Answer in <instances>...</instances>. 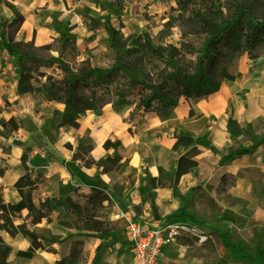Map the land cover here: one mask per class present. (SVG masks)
I'll use <instances>...</instances> for the list:
<instances>
[{
    "label": "crops",
    "instance_id": "crops-1",
    "mask_svg": "<svg viewBox=\"0 0 264 264\" xmlns=\"http://www.w3.org/2000/svg\"><path fill=\"white\" fill-rule=\"evenodd\" d=\"M105 1L0 0V18L11 20L22 16L24 20L15 30L16 40L27 42L33 38L37 44L40 37L36 35L51 21L59 19L64 24L71 22L68 25L79 26L84 6L87 10L89 3L99 7ZM100 7L96 10L94 6L89 11L99 15ZM34 31L38 33L35 35ZM19 51L36 56L23 48ZM17 62L18 54L0 45V122L16 116L24 123L10 134L3 133L0 124V190L6 202L13 204L21 198L13 186L24 173L23 148L16 144L21 143L31 147L29 169L43 168L42 196L59 198L73 194L76 189L89 191L93 186H107L112 190L115 187L114 199L119 208L151 225L158 224L162 218L186 217L185 213L203 220L215 209L218 216L205 221L206 227L231 228L239 233L264 227V223L254 219L257 211H264V144L251 154L225 160L234 144L228 130L229 121L252 123L255 127L258 120H264V54L254 61L242 55L238 61L240 77L225 79L218 91L194 101L199 114L196 118H188L190 106L182 96L164 120L149 113L129 118L133 107H121L112 102L104 104L99 111H86L76 128H61L53 117L55 108L60 112L68 111L62 101L32 100L28 89L19 82ZM178 132L189 134L197 141L188 147L174 148V135ZM107 140L112 143L109 148L104 147ZM248 144L243 141V145ZM80 145L89 147L86 155L80 153ZM192 146L197 148L194 155L197 164L176 184L149 185V179L157 178L160 169L173 177L177 159ZM108 156L119 164L117 169L102 172L95 165L84 163L87 160L98 162ZM224 174L233 176L234 180L221 187ZM58 212L59 209H55L53 216ZM111 221L114 230L96 244L103 242L106 250L101 257H95L93 251L85 264H134L125 221ZM36 228L42 232L38 233ZM31 229L47 238L59 237L68 230L62 228L61 232L54 233L52 226L45 223ZM0 235L8 246L33 249L21 234L12 237L2 230ZM194 243H170L163 248L158 264L191 263V259L183 260L182 256L186 247ZM34 251L41 257L38 264L56 260L49 252Z\"/></svg>",
    "mask_w": 264,
    "mask_h": 264
},
{
    "label": "trees",
    "instance_id": "trees-1",
    "mask_svg": "<svg viewBox=\"0 0 264 264\" xmlns=\"http://www.w3.org/2000/svg\"><path fill=\"white\" fill-rule=\"evenodd\" d=\"M258 1L174 0L175 7H170V10L176 11L177 15L171 20L175 19L183 25L177 44L163 41L165 28L159 31L158 40L153 42L149 34L124 38L120 30L104 26L103 29L111 36L107 42L108 49L117 51L107 68L93 66L89 58L82 60L78 66L63 59L55 65L52 58L42 59L18 51L19 82L28 89L32 100L45 98L50 102L62 101L66 105L67 112H60L57 108L52 112L61 128L78 127L81 115L88 110L99 111L107 102L101 106L98 103L110 95L133 104L130 116L149 113L161 120L171 115L183 96L190 106L188 118H196L199 114L193 106L194 101L218 91L225 79L240 77L238 61L242 55L246 54L254 61L263 54L264 11L257 13ZM23 20L22 16L18 17L10 27L17 30ZM83 22L88 30H94L99 24L88 13L83 15ZM165 26L172 27L173 23L167 22ZM41 66L52 67L55 73L41 71ZM0 124L9 133L24 126L23 120L16 116ZM228 130L234 144L225 156L226 161L251 154L264 144V130L255 131L252 123L240 124L231 119ZM174 136V148L195 143L194 138L184 132ZM239 136L242 140H238ZM243 141L249 144L243 145ZM16 144L23 148L21 165L24 173L13 186L21 198L16 203H8L0 190V231H6L12 237L21 234L35 249H45L49 253H57L52 246L57 239L37 235L32 226L45 223L52 226L54 233L61 232L62 228L88 231L91 235L87 236L95 239H103L112 233L114 225L107 210L112 207L115 187L112 190L107 186H93L89 191L76 189L73 194L59 198L42 196L41 188L45 183L43 168L30 170L31 147ZM111 146L110 141L104 142L105 148ZM196 152V146H192L179 156L173 177L160 169L157 178L149 179V185L163 187L176 184L197 164L194 159ZM84 163L95 165L102 172L119 167L109 156L98 162L87 160ZM226 179L224 174L221 187L225 186ZM55 209H59L56 217L53 216ZM185 214L191 217L189 213ZM182 240L192 244L196 237L183 234ZM105 250L104 243L100 242L95 247V257H101ZM210 250L214 251V246ZM8 252L9 246L0 235V264H7ZM17 255L30 258L32 253L19 250ZM86 262V253L76 248L56 259V264Z\"/></svg>",
    "mask_w": 264,
    "mask_h": 264
},
{
    "label": "rangeland",
    "instance_id": "rangeland-1",
    "mask_svg": "<svg viewBox=\"0 0 264 264\" xmlns=\"http://www.w3.org/2000/svg\"><path fill=\"white\" fill-rule=\"evenodd\" d=\"M86 6L89 9L86 10L84 6L81 11L82 22L79 26H70L68 24L71 22L64 24L56 19L51 21L45 29L43 28V31L39 32L38 30L39 35H36L38 32L34 31V34L40 37L37 44L33 38L27 42L16 40L15 29L10 25L15 23L17 18L11 20L0 18V45L4 44L10 52L17 53L23 48L39 58H52L56 62L55 65L60 62V59H63L78 66L82 60L89 58L93 66L107 68L113 62L117 51L108 49L107 42L111 36L103 29L104 26L120 30L124 38L149 34L153 42L158 40L159 31L165 28L163 41L174 44L179 41L181 29H183V25L179 21L171 20L173 16L177 15L176 11L170 10V7H175L174 0H106L104 4L100 5L101 7L99 6L102 12L99 15L89 11L94 6L98 10L99 7L96 3H89ZM256 11L257 13L264 11V0L257 2ZM85 13L94 17L99 23L94 30H88L85 26L83 22ZM167 22L173 23V26L166 27L165 23ZM261 51L264 54V45H262ZM40 70L46 73H55L52 67L41 66ZM104 102H114L121 107H133V104L123 99H116L113 95L105 97L98 103V106L103 105ZM128 117L136 118L137 116L129 114ZM254 130L263 131L264 120H258ZM2 132L10 134L3 130ZM194 140L197 141V138ZM88 149V146L80 145V153L86 155ZM233 180V176L227 175L225 185L231 184ZM262 189L264 192V187ZM112 211V207L107 210L108 217ZM216 216H218V212L213 209L203 220H198L194 215L193 218L186 216L172 219L173 217H169L173 221L184 224L186 226L184 231L196 237L195 243L183 251V260L191 259V263L188 264H264V227L261 225L253 231L243 230L241 233L231 228L206 227V222L215 219ZM254 219L259 223H264V211H257ZM67 229L64 231L65 234H61L59 237H49V239H57L52 244L57 253L51 254L57 259L76 248L86 253L88 261L91 253L95 251L98 239L87 236L91 235V232L88 231L76 232L73 229ZM182 235L176 239L178 244L183 243ZM211 246H214V251L210 250ZM33 249L45 252V249H35L34 247ZM33 249H31L32 254L36 252ZM19 250L24 249L17 245L9 246L6 257L7 264L16 263ZM42 264H56V260Z\"/></svg>",
    "mask_w": 264,
    "mask_h": 264
},
{
    "label": "built area",
    "instance_id": "built-area-1",
    "mask_svg": "<svg viewBox=\"0 0 264 264\" xmlns=\"http://www.w3.org/2000/svg\"><path fill=\"white\" fill-rule=\"evenodd\" d=\"M112 208L109 218L124 220L126 223L134 264H158L163 248L175 242L182 234H188L184 231V224L169 218H162L156 225L135 218L126 210L120 209L114 198Z\"/></svg>",
    "mask_w": 264,
    "mask_h": 264
},
{
    "label": "bare ground",
    "instance_id": "bare-ground-1",
    "mask_svg": "<svg viewBox=\"0 0 264 264\" xmlns=\"http://www.w3.org/2000/svg\"><path fill=\"white\" fill-rule=\"evenodd\" d=\"M38 233L42 231L39 228H36ZM41 260V257L37 254H34L31 258H23L21 256L17 257V261L15 264H38Z\"/></svg>",
    "mask_w": 264,
    "mask_h": 264
}]
</instances>
